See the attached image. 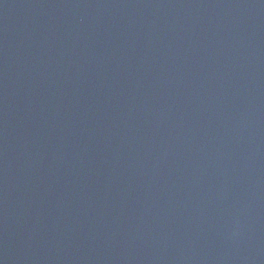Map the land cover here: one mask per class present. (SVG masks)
I'll return each instance as SVG.
<instances>
[{
    "label": "water",
    "instance_id": "water-1",
    "mask_svg": "<svg viewBox=\"0 0 264 264\" xmlns=\"http://www.w3.org/2000/svg\"><path fill=\"white\" fill-rule=\"evenodd\" d=\"M0 264H264V0H0Z\"/></svg>",
    "mask_w": 264,
    "mask_h": 264
}]
</instances>
